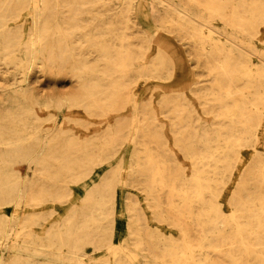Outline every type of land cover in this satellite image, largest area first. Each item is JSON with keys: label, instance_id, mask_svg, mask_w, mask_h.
<instances>
[{"label": "bare ground", "instance_id": "1", "mask_svg": "<svg viewBox=\"0 0 264 264\" xmlns=\"http://www.w3.org/2000/svg\"><path fill=\"white\" fill-rule=\"evenodd\" d=\"M146 6L158 28L193 46L207 77L194 94L212 124L180 117L170 129L188 168L166 153L155 115L131 89L181 60L156 31L155 54H147L152 41L132 20L146 17ZM40 78L73 79L77 89L40 93ZM62 109L79 112L68 127L99 133L64 134L55 118ZM102 116L105 126L87 123ZM126 142L131 170L105 173L61 224L35 233L43 224L36 212L86 188L70 185L80 173L123 161ZM128 183L176 233L137 228L132 208L136 229L126 234L154 264H264V0H0V264L79 262L86 245L112 249L116 199L129 198ZM112 258L131 262L115 250Z\"/></svg>", "mask_w": 264, "mask_h": 264}, {"label": "rangeland", "instance_id": "2", "mask_svg": "<svg viewBox=\"0 0 264 264\" xmlns=\"http://www.w3.org/2000/svg\"><path fill=\"white\" fill-rule=\"evenodd\" d=\"M145 11L146 17L141 18L137 14H132V20L135 23V28L140 27L145 29L148 36H146L144 42H146L147 40L152 41L150 43L152 44V46L147 49V54H155V35L157 32H159L165 35L174 51H179L181 60L180 62L176 63V67L174 65V70L159 73V75L156 77L134 79L131 84V89H133V92L141 101L140 106L143 109H148V115H155V119L153 118V120L155 125H157L158 128L162 129V139L168 148L166 150V153L172 155L173 159L176 160L179 164H185L188 168V159L184 157L178 147L175 146L176 142L174 141V137L172 136L170 129L175 125L180 126L178 124L180 117H184L183 121H186V118L191 119L192 124H200L199 126H210L212 124L213 119L211 118V116L203 114L201 103L197 99L196 94H194V91L198 86V84H196V81H203L207 77L205 75L200 76L201 71L198 72L196 66L197 62L193 59V46H189L187 41L185 40H178L175 34L169 33L167 29L158 28L152 18L147 15L149 14L148 6L145 7ZM258 49H261L260 46L258 47ZM167 52L169 54L170 52H172V49L167 48ZM36 87L40 93L58 92L61 93V95L65 96L64 93L76 91L77 83L73 79L69 80L64 78H60L54 83H49L45 79L40 78L39 82L36 84ZM175 104L177 109L172 112V109L169 110V107H167V105L175 106ZM184 108L186 110H183ZM188 110L193 111L190 114L191 116L187 114ZM122 111H124L125 119L131 118V115L133 113L129 108H125ZM56 114L57 115L55 118L63 123L61 124L63 128L60 130L66 135L78 137L86 134L87 138H89L99 133L97 131L91 132L89 130H80L74 125L68 127L71 122L70 119H72L73 117H78L79 112L77 111H74L71 115H68L66 111L62 109L59 110ZM132 119L134 120L135 117L132 116L131 120ZM93 120L88 118L87 123L89 125H92L96 121V124L93 126L102 127L106 125V120L103 116L98 118L93 117ZM122 152L125 155L123 161H115L116 163L112 168L108 166V162L110 160H105L101 165H96L90 170L80 173L77 177V181L71 182L70 185L74 186L85 183L87 187L82 190H78L75 193V196L71 195L68 201L62 204H53L48 202L46 206L39 209L38 212H36V215L40 217L43 224L42 228L37 227V230L35 229V233L40 236H44L50 230V228L61 224L63 219L66 217V213L69 208L79 205L84 199L88 189L98 184L100 182V178L105 173L111 174L119 172L125 174L130 171V155L132 153V145L130 142L124 143L120 147V150L117 152V154H120ZM114 159L116 160L117 156L112 158V160ZM99 169H103L101 171V174L99 176H95ZM129 189L132 191L128 194L129 198H126L124 193H120V195H117L118 197L116 199V207L114 208L113 213V217H115L116 220V226L115 228H112L110 230L114 234H112V237H110V239L112 238V240L110 241L112 249H108L107 246L86 245L79 253V259L81 261H65L61 264H114L112 258L114 250L115 252L119 251L127 253L128 257H130L131 259V262L129 264H133V262L134 264H154V257L150 255L148 251H140L137 248V245H135L134 236L132 234H126V230L128 231L132 228V230L134 231V229H136L133 226L136 216L132 208L136 207L138 209L136 215L139 218V222L137 225H135L137 228H143L144 231L158 230V232L166 235H175L176 233L173 232L170 227H166L164 224L162 225L156 222L151 213L152 210L149 207L148 197L145 196L144 191L136 189L132 186V184H130ZM127 209H129L130 212H128ZM16 210H18V213L16 215L20 214V209L16 208ZM8 215L13 216L14 213L12 211H9Z\"/></svg>", "mask_w": 264, "mask_h": 264}]
</instances>
